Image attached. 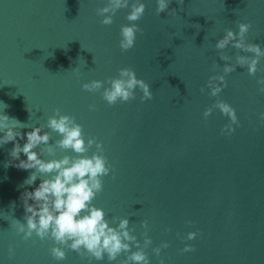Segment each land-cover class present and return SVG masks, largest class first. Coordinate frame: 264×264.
<instances>
[{
	"label": "water",
	"instance_id": "95a60500",
	"mask_svg": "<svg viewBox=\"0 0 264 264\" xmlns=\"http://www.w3.org/2000/svg\"><path fill=\"white\" fill-rule=\"evenodd\" d=\"M104 2L0 0L4 111L32 125L46 124L59 109L82 125L86 138L102 142L111 170L92 203L109 219L128 216L138 239L147 232L150 264H159L160 258L164 264H264V121L258 118L264 92L256 83L264 76V57L253 75L246 66L225 74L227 84L218 96H209L205 87L225 63L219 53L232 56L234 63L239 51L214 47L226 28L235 31L238 22H249L246 40L264 47V0H170L160 13L155 0H144L139 20L127 21L123 8L108 25L96 12ZM124 23H136L139 30L133 47L122 51ZM121 67L132 68L149 83L150 99L142 101L136 88L134 98L109 105L102 89L81 87L84 81L116 76ZM217 98L236 110L239 126L231 134L221 132L228 117L218 108L207 118L202 114ZM90 104L96 107L90 110ZM45 130L57 156L70 153L56 148L58 133ZM12 143L0 147V264H89L67 249L57 262L49 253L51 239L33 235L22 240L15 233L11 217H24L19 193L35 187L39 178L18 187L32 169L5 167ZM93 150L94 145L89 154ZM141 221H147V229ZM188 231H196V237L184 240ZM161 241L168 247L158 257L152 248ZM185 243L192 250L181 251ZM122 257L90 264H118Z\"/></svg>",
	"mask_w": 264,
	"mask_h": 264
},
{
	"label": "clouds",
	"instance_id": "9594fccd",
	"mask_svg": "<svg viewBox=\"0 0 264 264\" xmlns=\"http://www.w3.org/2000/svg\"><path fill=\"white\" fill-rule=\"evenodd\" d=\"M170 0H155L156 11L160 13L168 8ZM183 3V0H178ZM127 8L126 20L134 22L140 19L145 10L144 0H106L102 6L97 7L96 12L102 17L101 23H112L113 14L118 9ZM170 12L175 13L172 9ZM251 27L249 22L240 21L234 31L226 28L223 35L215 41L214 47L224 50L231 46L239 51L233 60L225 52L221 51L219 57L225 61L221 65V72L210 75L205 87L208 95L216 97L226 86L225 74L235 71L237 66L245 67L249 75L257 72V66L261 57H264V47L259 43L246 40V33ZM139 25L136 23H124L120 25L119 47L122 51L130 49L135 43ZM75 69V68H74ZM258 91L264 92V76L257 77ZM81 87L89 92L101 90V96L107 104L111 105L119 101H128L134 98V89L139 88L142 95L140 99H150L152 92L142 78L137 77L130 67L118 69V75L106 77L105 80L91 79L84 81ZM201 92L204 87H201ZM8 105L0 100V147L12 141L9 150L10 160L5 162V167L12 166L28 170L32 169L24 178L21 185H32L39 178L35 187L24 188L19 193L22 201L23 220L11 217L10 225L22 240L35 235L40 240L51 239L49 247L51 257L59 262L66 257V249L73 250L82 258L86 257L90 262L106 259L117 261L118 264H150V259L145 251L152 243L147 232L143 233V239H138L132 228L129 227L128 216L106 217L105 210L92 203L94 197L102 190V177L110 173L111 165L103 155V145L94 136L85 137L82 125L67 113L54 109L53 114L46 119V124L35 123L29 125L14 116H10L4 109ZM89 109L96 106L90 104ZM218 108L222 115L228 117L227 123L221 127L225 135L231 134L239 126V120L235 108L223 99L217 98L211 106L205 107L203 116L207 118ZM258 118L264 121V111L258 113ZM51 129L58 133V139L54 141L56 148L70 150L57 156L52 144L49 143ZM27 129L21 132L20 129ZM19 138V139H18ZM23 140V143L19 141ZM44 147L41 148L40 146ZM95 150H89L92 146ZM47 153L45 158L44 153ZM23 154L24 158H21ZM15 162V163H13ZM15 206V201L10 202ZM191 223V221H188ZM141 226L147 229V221H141ZM196 231H188L182 238L192 240L196 237ZM168 242L161 241L152 248L156 256H160L161 249L167 248ZM193 245L185 243L181 251L192 250ZM14 254L12 245L8 247V255ZM159 264H164L160 258Z\"/></svg>",
	"mask_w": 264,
	"mask_h": 264
}]
</instances>
